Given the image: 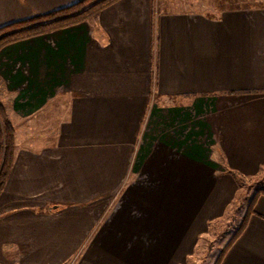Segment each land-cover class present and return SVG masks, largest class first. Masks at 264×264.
<instances>
[{
	"label": "crops",
	"instance_id": "obj_1",
	"mask_svg": "<svg viewBox=\"0 0 264 264\" xmlns=\"http://www.w3.org/2000/svg\"><path fill=\"white\" fill-rule=\"evenodd\" d=\"M77 1L0 0V28ZM261 1L118 0L0 49V264L198 261L264 168ZM218 264H264V194Z\"/></svg>",
	"mask_w": 264,
	"mask_h": 264
},
{
	"label": "trees",
	"instance_id": "obj_2",
	"mask_svg": "<svg viewBox=\"0 0 264 264\" xmlns=\"http://www.w3.org/2000/svg\"><path fill=\"white\" fill-rule=\"evenodd\" d=\"M118 0H79L76 3L43 15H36L32 18L11 23L0 28V49L10 43L28 39L34 36L52 32L71 25L86 21L103 8ZM0 190L2 189L10 168V162L14 144V127L6 118L5 111L0 104ZM264 194V188L259 189L250 200L246 213L243 216L236 232L228 245L232 243L245 228L248 216L252 213L256 198ZM223 250V251H224ZM222 251V253H223ZM221 255L216 263L221 261Z\"/></svg>",
	"mask_w": 264,
	"mask_h": 264
},
{
	"label": "rangeland",
	"instance_id": "obj_3",
	"mask_svg": "<svg viewBox=\"0 0 264 264\" xmlns=\"http://www.w3.org/2000/svg\"><path fill=\"white\" fill-rule=\"evenodd\" d=\"M261 0H160L161 7L165 4L173 9L192 8L197 10L208 11V9L219 8L227 5L251 6L261 4ZM213 7V8H212ZM5 115L7 112L5 110ZM1 121V117H0ZM239 193L232 208L227 213V217L221 224L215 226L212 237L209 240V247L198 257L195 264H214L216 259L221 255L223 249L228 245L232 236L236 232L243 216L246 213L247 206L255 193L264 188V168L260 174L253 177H243L239 180ZM67 261L65 264H69Z\"/></svg>",
	"mask_w": 264,
	"mask_h": 264
}]
</instances>
